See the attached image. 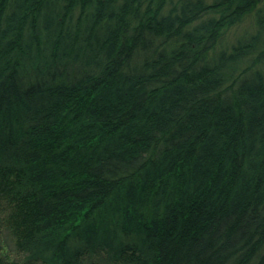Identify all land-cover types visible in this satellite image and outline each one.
I'll use <instances>...</instances> for the list:
<instances>
[{
	"label": "trees",
	"instance_id": "trees-1",
	"mask_svg": "<svg viewBox=\"0 0 264 264\" xmlns=\"http://www.w3.org/2000/svg\"><path fill=\"white\" fill-rule=\"evenodd\" d=\"M0 264H264V0H0Z\"/></svg>",
	"mask_w": 264,
	"mask_h": 264
},
{
	"label": "rangeland",
	"instance_id": "rangeland-1",
	"mask_svg": "<svg viewBox=\"0 0 264 264\" xmlns=\"http://www.w3.org/2000/svg\"><path fill=\"white\" fill-rule=\"evenodd\" d=\"M249 27V20H247L245 22V24L241 27V29H236V30H232L230 35H229V39L233 40L235 36H237V34H239L242 30L246 29ZM9 248H11L12 250H14V244L12 242V244L9 245Z\"/></svg>",
	"mask_w": 264,
	"mask_h": 264
}]
</instances>
